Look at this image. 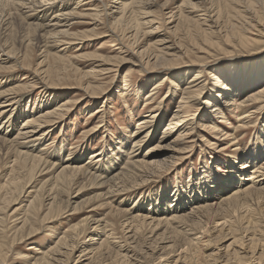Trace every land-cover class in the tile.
I'll list each match as a JSON object with an SVG mask.
<instances>
[{
    "label": "rangeland",
    "instance_id": "1",
    "mask_svg": "<svg viewBox=\"0 0 264 264\" xmlns=\"http://www.w3.org/2000/svg\"><path fill=\"white\" fill-rule=\"evenodd\" d=\"M31 1L32 0H30V2L29 0H0V17H2L0 18V26L8 23V21H12V23H14L12 29L15 31L17 30L15 36H13L15 31H12L11 36L5 37L8 32L3 31V29L0 27V46L1 48L4 47L2 51L0 50V61H11V63H8L7 65H2L7 71H0V93H11V90L21 88L20 92H18L19 94L16 93L18 94L16 97H18L19 101L21 102L15 107H17V109L20 107L19 110L21 115L22 113H25L26 115L30 114L34 117H39L43 113H47V110L49 109H56L58 105V107L61 105L65 106V103L68 101L67 99L72 100L67 102L69 103L68 110L65 109V111H63V113H65L63 115L65 119H59L56 121V124L54 123L50 126L44 125L42 128L37 130L39 132L44 130L38 135L47 132L45 139L42 140V143L39 145V150L49 151L53 147L57 148L60 146L62 147L63 145V147L66 148V152L73 151L75 154H77L75 157L79 158V161L82 157V162L80 163L81 165L95 164L97 175H101L100 172L103 170L109 172L111 171L110 173L112 174L118 172L117 166H109L112 163L111 161L115 162L120 158V160H122L124 163L123 158L119 156L118 152L121 149L127 150V152L131 150L133 135L136 132V129L137 131L141 129V126L138 128V124H140V121L143 120L142 118L145 115L150 114L147 113L149 111L152 112L163 108L160 111L159 116L163 119V121H155L156 138L150 142L144 143V146L138 152V154L140 153V157L145 155L149 146L151 147L152 144L161 139V135L164 131L163 127L167 125V122L169 123L171 121L173 114L177 110V106L183 97V92L177 90L175 86L172 85V79H174V76L179 77L180 73L189 72L191 70H199L197 67L199 65H203L202 67L208 64L212 65L210 70L203 68L202 72L204 74V78H199L201 79L200 81L207 79L211 83L206 86L205 93L207 96L201 99V102L199 103L200 107L194 106L192 108V113L196 114L198 117V115L204 111L202 109L204 108L203 103L205 102V99L210 97L211 93L216 87L215 77H209V72L212 69L218 72L225 69L224 72L227 74L230 71L228 68L235 65L237 68L234 74L236 75L237 70H240L239 72L243 73V71L245 72L246 68H253V66H256V64H250L260 59L261 56L264 55V43L248 49L242 46L235 47L234 43L230 44L229 41L231 39H235V37L238 36L235 34V32L238 33L242 31L245 36H251L253 38L257 37L258 40L261 39L264 42V0H189L188 3H186V6H183L185 4L184 0H140V2L143 3L141 4L142 8L136 7L132 9V6H130V9H132V16L131 19L127 20V22L130 21L131 23L125 22L120 26H115L113 24L114 19L112 12L116 11L117 9L111 11L114 9L112 7L115 6L118 8L120 3L129 4L134 0H118V4H115V1L113 0H84V2L79 6L77 5V2L82 0H62L63 4L61 5L64 6L60 9V5L56 6L57 8L46 18H43V14L41 13L43 8H37L41 6L39 5V2L35 7V5L32 6L33 3L31 4ZM18 2L22 3V7L19 6L20 3L17 4ZM148 2H151V5H146ZM23 3L26 5L24 9ZM189 3L192 6L193 4H197L198 8L192 9L193 7H188ZM229 5L233 6V9H228ZM147 7L148 9H145ZM75 8V11L79 13H76L75 17H70L68 14H70L71 11H74ZM62 9H64V14L67 13L65 15L66 17L62 16L63 13H60L61 15L59 14L58 16V13ZM231 11L236 15H234ZM97 12H101L100 17L96 18L92 16ZM142 12L148 13L147 19H144V22H152L150 23L151 25H140L144 18ZM186 15L187 18H185ZM198 15L200 16L199 18ZM192 18L195 20L199 19L196 25L194 23L190 25L182 23L183 20H191ZM6 19L8 20L6 21ZM5 21L6 23H4ZM1 22L3 24H1ZM201 22L204 28L201 27ZM257 23L259 26H257ZM250 24L252 26L255 24L253 29L251 28ZM30 25H39V27L44 25V27H41L42 31L39 32L40 35H46L47 33H54L58 35L59 33L63 34L64 31H68L70 33L68 37H63L64 35L59 34L60 36L56 35V37H49L50 39L48 40L50 42L48 45L49 49H51L53 52H59L64 61H66L67 65L69 66V68H67L68 70H64V72H66V76L64 75L65 77H61V80L66 79L67 76L70 77L68 83L63 82L64 84L58 85V87H55V89L45 87V85H49L50 82H47V80L46 82H43V76L39 73L41 69L44 68L45 70V67H48V64L49 66L54 65L52 64L53 58L47 60L45 65H41L44 60V56L46 57L47 55L44 52L46 50L44 46L45 43L36 45L37 42L35 39H38L37 33L34 34V28L29 27ZM178 25L179 30L176 29ZM136 28H138L141 32H137ZM214 31L216 33H213ZM256 32L259 34H256ZM85 33L87 34V38L84 40H81L79 37L76 38L77 36H82ZM232 34H234L233 37ZM29 38L30 41H28ZM62 40H64V42ZM65 42L67 44H64ZM162 42H164L165 48L161 46V44H163ZM27 44L29 46H27ZM27 47H30L31 49L29 48V60L25 61L26 58L24 57V54L27 50ZM157 47L166 49L160 52V54L158 53V56L161 57L159 60H157L158 62L156 59H154L157 54L155 51ZM9 49H14L16 53L15 56H17L18 59L17 62L15 59H6L9 58ZM162 55L164 57H162ZM161 60H163L162 63ZM248 60H250V62ZM147 61L154 64L156 62L157 63L155 65L153 64L149 66L146 63ZM14 65H16V69L14 71H8V67ZM63 66L64 65L61 64L59 68H62ZM174 66L177 67H175V69L168 70L171 71L170 73L165 70L173 68ZM106 68H113V70L112 72L99 73L102 69ZM35 74L40 77L39 79L41 80H38V77ZM125 77L127 78L125 79ZM154 77L160 79L162 78L161 82L163 84L159 83V85L154 83L156 82L153 79ZM163 77H165L164 81H162L164 79ZM80 80L82 82L79 83ZM89 81L94 82L92 85L95 87H102L103 85V88L100 89L99 87V90L103 91L104 89L105 94L99 98L98 96L89 93L88 90H86V88L88 89L87 86ZM126 81L128 82L125 83ZM9 95L10 96H8V98H14L15 96L13 94ZM6 99L7 98L2 100V102H4ZM18 99L16 101H18ZM63 101L66 102L63 103ZM261 106H263V109L259 110V112L257 111L256 115L251 116V118L248 120L249 123H246L245 121V123L248 125L239 122V119L237 118L238 114H235L237 111H234L232 108L225 107L223 109L224 118L221 119L218 118V116H212L214 122L216 121V124H218L216 131H210L209 129L207 130L204 128V130L206 129L205 131L207 133L204 132L203 134L209 136L208 138L210 139L206 137L203 139V143H198L197 146L194 142H191V139L186 140L185 143L189 141L191 142L186 144V146H194L190 153L180 155L182 160L177 158L173 161V164L171 163L168 167L162 169L160 172L156 171L145 175V179L140 177L134 179L128 178L124 185H126L128 188L127 190L129 191L116 195L110 198L111 200L108 199V201L113 202V207L124 211L141 206V208L138 210V212H140L139 214H144L141 216H145L147 220H149L152 219L151 217H153V213H156L155 209L157 208L158 204L160 202L165 203V201L170 202L171 200L167 199H171L170 197H172V194H174L176 191H179L177 189H182L183 192L187 191L189 193L190 191L194 190V187L196 186L197 189H200L201 191L204 190L202 193L206 194L207 188L204 187L205 185L203 182L199 181L204 176V171L208 170L211 172L215 169V165L213 166V164L227 161L229 162H227L229 167H231L232 158L230 157L238 156L240 154V156L243 155L239 152V148L244 150L243 153H249V151L257 146L255 145L257 144V141L262 142L264 147V103ZM98 107L101 108V110H99L100 113L94 112L96 114L91 116V111ZM16 111L17 110L15 109V113ZM201 119H203V117ZM22 121L23 119L17 122L14 129L15 133L12 135V138L16 136L17 132L22 130V127L23 129L24 127H30L24 126L26 125V122L22 123ZM157 123L158 126H156ZM12 128L13 127L9 129L10 132L12 131ZM97 128H99V130ZM238 129L240 131H237V134H234L237 137L240 146L238 150H235V146L233 145L234 142L227 146L228 141L224 140L226 138L224 135L227 132H229L228 134L232 135V131ZM97 130L99 131L98 133L96 132ZM23 132L25 133L26 131L24 130ZM142 137L143 135H141L139 139ZM37 138L38 137L35 136L32 139ZM32 139H28L26 142ZM168 139H170V142L173 141L172 137H169ZM257 147V150H260V147ZM124 152L125 151H123V153ZM99 153H101V155ZM115 154L118 155L116 156ZM125 154L126 153H124V155ZM96 155H99V157L95 158ZM93 156L95 157L91 161L90 158ZM167 157L168 155L164 154V158ZM263 159L261 161H263ZM104 160L107 162L105 163ZM258 163L260 164V161ZM12 165L13 164L11 163L10 158L8 159L7 157L6 159L3 157V155H0V188L8 180L7 175L10 174ZM232 168L233 167H231V169ZM99 170L101 171L99 172ZM48 178L49 176L40 178L32 185L31 189H28V193L34 191L33 187L41 182L46 181ZM198 184H200L199 186L201 188L198 186ZM232 189H235V185L229 187V191H231V193L234 192ZM229 191H227V193ZM179 192L181 193V191ZM105 193V188L88 183L79 198H74L78 193L73 194L71 208L67 211V214L63 215L59 219H55L51 223L44 224V226L41 227V230L29 240L18 242L15 245L16 248L14 251L8 253V256L5 259L0 257V264H33L35 259L40 258L46 251L48 252L49 249L54 248L60 238L66 234H69L73 225L79 223L84 218L91 216L93 217V221H99L101 219L105 220L106 216L107 219L111 221L110 224L113 225L114 229V238H117L119 241L121 240V243H118V246L116 247V251H118V249L122 246V250L124 251L125 244L126 248H131L130 242L126 241L127 237L130 236L131 231L130 229H127L125 224L122 223L123 219L110 214L107 215V213H109V208L100 206L104 203V197L100 198L98 196H101ZM224 194L225 193H221L217 194V196H214L215 198L213 199L215 200L213 202L210 198V201H206L207 199L205 200V195L204 202L202 203V199L199 201V203H215L217 202L216 199L220 198L219 195ZM199 196L200 195L198 194V197ZM263 201L262 203L252 202L255 205L251 204L252 207H250L252 209L255 208L254 211H256V213L254 214L257 215V217L255 216L254 219L256 221H261L262 227H264ZM194 203L195 202H190L187 204L186 209H191V205H194ZM21 206L23 205L18 204L17 206H14V209L21 208ZM76 206H80L81 210L75 212L74 208ZM164 208H166V206H163V209ZM14 209L10 211V214ZM248 209L249 208H245L242 209V211L237 212L238 214L233 212L230 213V215H227L226 212H220L219 214L213 215L212 217L203 219L201 221L202 225H199V229H197L198 237L202 239L201 241L203 243L201 244L202 248L200 250H198V247L194 245V247L190 248L189 253L187 251L182 253V249L187 247L185 246L184 248V245L188 242V237L180 234V237H173L177 244L179 243L178 246H180V248L182 247L181 251L176 252V254L174 253L175 255L171 254L165 256L167 255L163 253L165 251H157V248L162 246L157 240L158 235L161 232L154 233V231L151 229L152 227L150 226L149 229L148 227H144L139 229L140 231L138 230V241L135 246H139L134 248V252L130 254L132 259L126 258L125 261L123 257L117 256L116 253H113L111 254L112 256L110 255V258L112 259L110 260L109 258L108 262L105 264H234L232 261H235L234 252L236 250L241 252H238L240 255L244 256L246 254L248 258L252 259V254L247 253L249 250H251V243L249 241L250 237L246 238L248 235H246L244 230H246L245 228L247 224L248 226L251 224L249 227L251 230H255L256 224H254L255 221L251 219V213L248 214L249 216L245 213ZM250 210L251 209H249V211ZM161 213L163 214L162 210ZM225 219L226 221L232 223L230 225H232L233 228H239L240 231H242L243 237L246 241L244 238L243 240H237L234 246L229 247L230 244L233 243L234 236L237 235V238H239L241 236V232L240 234L236 233L234 236L230 235L229 233V235H227L228 238L226 237L224 239L218 237H224V234H227L228 230L230 229L229 223L225 224ZM198 223H200V221ZM184 224L178 227L179 231L181 230L186 232L185 229H187V232H189V226L192 227V225H189V222H185ZM15 225H17L15 219L9 222L7 234L8 237H11L13 234L14 230L11 229ZM252 225L253 227H251ZM244 235H246V237ZM262 239L264 240L263 234ZM89 240L90 239L88 237L80 241L77 240L74 245V250L73 248H67V250L66 248L62 249V253L68 251L67 253L70 254L71 252V260L69 261V264H80L77 259L80 255V252L83 250V248H85V245ZM49 246H51V248H49ZM132 246L134 247L133 244ZM59 255L60 253L55 254L54 258H57ZM65 255L63 257H59V259L61 258V263L57 261L56 264H62V262L65 264L64 259L69 258V256L65 257ZM86 259H88V257L83 258L81 263L87 261ZM128 260L129 263H127ZM253 263L256 262L254 261Z\"/></svg>",
    "mask_w": 264,
    "mask_h": 264
},
{
    "label": "bare ground",
    "instance_id": "2",
    "mask_svg": "<svg viewBox=\"0 0 264 264\" xmlns=\"http://www.w3.org/2000/svg\"><path fill=\"white\" fill-rule=\"evenodd\" d=\"M32 1H34V2H32ZM32 1H31V4L33 3L32 6L35 5V7H36V4H38V2H39V5H41V6H39L37 8L38 9L43 8L41 11V13L43 14V18H46L50 13H52L57 8L56 6L60 5L59 9L64 6V5H61V4H63L62 0H32ZM113 1H115V4H118L117 3L118 0H113ZM141 1H143V0H141ZM188 1L189 0H184L185 4L183 6H186V3H188ZM229 1H232V0H229ZM29 2H30V0H29ZM49 2H51V3H49ZM83 2H84V0L78 1L77 5L78 6L81 5ZM150 3L151 2H148L146 5H151ZM190 3H191V1H190ZM190 3L188 4V7H191V8L193 7L192 9L198 8L197 4L192 3L193 4V6H192ZM17 4H19V6L22 7L21 2H18ZM17 4H15V5L18 6ZM141 4H143V3L140 2V0H134L129 4H126V3L121 4L120 3L118 8H116L115 6L112 7L114 9H112L111 11L117 9L116 11L112 12L113 19H114L113 24L115 26H117V25L120 26L121 24L127 22L128 19H131L132 9H134L136 7H141ZM23 6H24L23 9H24L26 7V5H24V3H23ZM130 6H132V9H130ZM20 9H22V8H20ZM145 9H148V7ZM228 9H230V10L233 9V6L229 5ZM63 10L64 9L61 10L62 12L59 10L60 12L58 13V16L60 13H63ZM75 10H76V8L74 9V11H71V13L68 15L70 17H75L76 13H79ZM139 10H140V8H139ZM231 12H230V14H231ZM66 14L63 13L62 16H65ZM142 14H143L144 18H143V22H141L140 25H148V24L152 23V22H150V23L144 22V19H147L148 13L142 12ZM234 15H236V14H234ZM239 15H241V14H239ZM260 15H262V14H260ZM92 16L98 18L101 16V12H97L95 15H92ZM28 17H29V15H28ZM199 17L200 16L198 15V18ZM231 17H233V16H231ZM246 17H244V18L247 19ZM0 18H2V17H0ZM8 18H11V17H8ZM56 18H57V15H56ZM185 18H187V15ZM24 19H25V17H24ZM7 20L8 19H6V21ZM194 20L195 19H193V18L191 20L185 19V20H183L182 23L183 24L186 23L189 25L194 23L196 25V23L198 22L199 19L195 20V21ZM6 21L4 23H6ZM260 21H261V19H260ZM2 22H1V24H3ZM128 22H130V21H128ZM202 22H204V21H202ZM202 22H201V24L199 23L201 25V27H203ZM258 23H257V26H259ZM13 24L14 23H12V21H8V23L0 26L3 29V31L8 32V34L6 33L7 35H5V37L11 36L12 31H15L14 29H12ZM250 26L253 29V26L251 24H250ZM29 27L34 28V31H33L34 34L37 33L38 39H35L37 42L36 45L45 43L44 46H45L46 50L44 52L47 55H46V57L44 56V60L41 63V65H45L47 63V60H49L50 58H53L52 64H54V65L49 66V64H48L47 65L48 67H45L46 68L45 70H44V68L41 69L40 73H39L40 75L42 74V76H43V80H44L43 82H46V80H47V82H50L49 85H47V86L45 85V87H47V88L50 87V88L55 89V87L57 88L58 85L64 84L63 82L68 83V81L70 80L69 79L70 77L67 76L66 79H64V80H61V77L66 76V72H64V70H68L67 68H69V66L67 65L66 61H64L63 57L61 56V54L59 52L51 51V49H49V46H48L50 44V42L48 40L52 37H56L57 34L53 33L54 34L53 35L52 33H49V34L47 33L46 35H44V34L40 35L39 32L42 31L41 27H44V25L41 27H39V25L38 26L30 25ZM123 27H125V26H123ZM178 27H179V25L176 27V29H178ZM185 27H186V25H185ZM243 27H244V25H243ZM191 28H193V27H191ZM30 29H32V28H30ZM263 29H264V27H263ZM32 30H31V33H32ZM202 30H204V29H202ZM16 31L14 32L13 36H15ZM132 31H134V30H132ZM136 31L139 33L141 32L138 28H136ZM215 31L213 33H216ZM197 32H198V30H197ZM28 33H27V35H28ZM64 33L63 34L59 33V34L64 35L63 37H68V35L70 34L68 31H64ZM201 33H203V32H201ZM235 34L238 36L237 37L234 36L235 39L229 40L230 44L234 43L235 47L242 46V47H246L249 49L253 46L261 45L264 43L263 40H261V39L258 40L257 37L253 38L251 36H245L242 31H240L238 33L235 32ZM256 34H259V33L256 32ZM233 35L234 34H232V37H233ZM227 36H226V38H227ZM78 37L81 40H84L85 38H87V34L85 33L82 36H77L76 38H78ZM203 37H204V35H203ZM13 38H15V37H13ZM28 41H30V38ZM62 41L64 42V40H62ZM57 42H59V41H57ZM162 43L163 44H161V46L165 48L164 42H162ZM209 43H210V41H209ZM64 44H67V43L65 42ZM27 46H29V45L27 44ZM162 47H160V48L157 47L155 49L157 54H156V57L154 59H156V61L161 58L160 56H158V53L160 54V52L166 50ZM3 48H1V46H0L1 51ZM29 48L30 47H27V50L24 54V57L26 58L25 61L29 60V56H30ZM53 48H55V47H53ZM168 51H166V52H168ZM9 53L12 55L9 54V56H8L9 58H6V59L7 60L8 59H15V61L17 62L18 59H17V56H15L16 53H15L14 49L13 50L9 49ZM165 54H167V53H165ZM162 57H164V56L162 55ZM21 58H20V60H21ZM163 60H161V63ZM25 61L23 60L24 63H25ZM248 61L250 62V60H248ZM8 63H11V61L10 60L9 61L1 60L0 61V71H7L4 68V66H2V65H7ZM146 63L149 66L154 64V63H150L148 61ZM59 64L60 65L62 64L64 66L62 68H59L60 67ZM252 64H256L257 67L253 66V68H246L245 72L243 71V73L239 72L240 70H237L236 75L234 74L236 72V68H237L235 65L230 66V68H228L230 71L227 74H226V72H224L225 69H223L220 72L212 69L209 72L210 73L209 77L210 78L215 77L216 87H215V90L211 93L210 97H207L205 99V102L203 103L204 108L203 109L201 108L204 111H202V113L200 115H198V117L196 116V114L192 113V108L194 106L200 107L199 103L201 102V99L203 97L205 98V96H207L205 93L206 86L211 83L207 79L200 81L201 79H199V78L200 77L204 78V74L202 72L203 68L210 70L212 65L208 64V65H205L204 67H202L203 65H199V66H197L199 68V70H191L189 72L180 73L179 77L174 76V79L171 78L172 79V85H174L177 90H180L183 92V97H182V100L180 99L181 101L177 106V110L173 114V118L171 119V121L169 123L167 122V125L165 127H163L164 131L161 135V139L156 141V143L152 144L151 147L149 146V148L147 149L148 151L145 153V155H143V157H140V153L138 154V152L140 151V149H142V147L144 146V143L150 142L156 138V128H155L156 122L155 121H157V122L159 120H161V122L163 121V119L159 117L160 111L163 108H160L159 110L152 111V112L149 111L147 113H150V114L145 115L142 118L143 120L140 121V124H138V128H139V126H141V129L139 131H137V129H136V132L133 135V139H132L133 142L131 143L132 144L131 150L129 152H127V150H123L120 148L121 150L118 152L119 156H121V158H123L124 163L122 162V160H120L119 157H118L119 160L115 161L116 163L111 161L113 164L111 163L109 166H111V165L117 166V171H118V172L113 173V174L110 173L111 171L110 172L106 171V170L101 171L102 170L101 169V170H99V172L101 171L100 172L101 175H97V169L95 167V164H91L93 162L90 163L91 165H86V164L81 165L80 163L82 162L81 161L82 157L80 158V161H79L78 160L79 158L75 157V155H77V154H75L73 151L72 152L71 151L66 152V148L63 147V145H62V147L61 146L57 147V148L53 147L54 149L52 148L53 149V150L51 149L52 151L51 150H49V151L48 150H39V145H40V143H42V140L45 139L47 132H44L41 135H38L40 132H42L44 130H42L40 132L37 130L39 128H42L44 125L50 126L51 124H54V123L56 124V121L59 119L60 120L65 119V117H63V115L65 113H63V111H65V109L68 110L69 103H67V102H70L72 100L67 99L68 100V101L66 100L67 102L63 101V103L66 102L65 106L63 105L64 107L62 105L60 107H58L59 105L57 104L58 106L56 109H49V110H47L48 111L47 113H45V114L43 113L39 117H36V116L34 117L33 115H30V114L26 115L25 113L24 114L22 113V115H21L20 114L21 112L19 110L20 107H18V109H17V107H15L17 104H19L21 102V101H19L18 97H16L19 94L18 92H20L21 88L11 90L10 91L11 93L8 92L5 94L4 93L2 94V92H1L0 93V155H3V157H5L6 159H7V157H8V159L10 158L11 163L13 165L11 167L10 174L7 175L8 180L0 188V257L1 258L3 257L5 259L8 256V253H11L14 251V249L16 248L15 245L18 242L29 240L30 238L35 236L38 233V231L41 230V227H43L44 224L51 223L55 219H59L63 215L67 214V211L71 208V201H72L73 194L78 193L74 198H79V196H81V194L83 193V190L86 188L87 184L90 183L91 185L99 186L101 188L106 189L105 194L98 196L100 198L104 197V203L100 206L109 208V213H107V215L110 214L112 216L123 219L122 223L125 224L127 229H130V231H131L130 236L127 237V240H126L127 242H130L131 248H126L125 247L126 244H125L124 245V251L122 250V248H123L122 245H121L122 247H120L118 249V251H116L117 250L116 247L118 246V243H121L120 242L121 240L119 241V240H117V238H114V235H113L114 229H113V225L110 224L111 221H109L107 219V216L105 217V220L101 219L99 221H93L92 220L93 217L91 216V217H86L82 221H80L79 223H76L75 225H73L70 229L71 232H69V234H66L65 236L60 238L59 241L57 242V245L54 248L49 249L50 251L48 250V252L46 251L44 253V255L41 256L40 258L35 259L33 264H56L57 261L61 263V258L59 259V257H63L65 254H67V255H65V257L69 256V258L64 259L65 264L66 263L69 264V261L71 260V256H70L71 252H70V254L67 253L68 251L62 253V249L66 248V250H67V248L68 249L73 248V250H74V245L77 242V240L80 241L86 237H88L90 240L87 241L88 243H86L85 248H83V250L80 252V255L77 259V261H79L80 264H105L106 262H108L109 258L112 256L111 254H113V253H116L117 256L123 257L124 260L126 261V258L132 259V256H130V254H132V252H134V248L139 246V245L135 246L137 241H138L137 232L140 231L139 229L144 228V227H148V229H149L150 226L152 227L151 229L154 231V233L155 232L156 233L161 232L158 235V239L157 238L156 239L160 242V243L159 242L158 243L161 244L162 246L159 248L156 247L157 251H160V252H161V250L165 251V252H163L164 254H167L165 256H168V255H171L174 253L176 254V252L181 251L182 247L180 248V246H178L179 243L177 244L174 237L182 234V235H185V237H188L187 238L188 242L185 245L183 244L184 248H185V246H187L188 248L186 247L185 249H182V253H185L186 251L189 253L190 248L194 247V245L198 247V250H200L202 248V245H201V244H203L201 241L202 239L198 237L197 229H199L198 228L199 225H202L201 221L203 219H206L208 217H212L213 215L219 214L220 212H226L227 215H230V213H233V212L236 214L237 212H240V211H242V209H245V208L251 209L250 211L248 209L245 213L247 215L249 213H251V215H252L251 219L254 220L255 221L254 224H256L255 230H251V228L249 227L251 224H249V226L247 224L246 228L243 227L246 229V230H244L246 232V235H248L247 237H246V235H244V236L246 238L250 237L249 241L251 243V246H250L251 250H249L247 253L252 254V259H254V260L248 258V256L246 254H245L246 256L240 255L239 253H241V252L236 250L234 252L235 253V259L234 260L235 261H232V262H234V264H264V240L262 239V234L264 235V229H263L264 227L261 226L262 225L261 221H258V220L256 221L254 219L255 216L257 217V215L254 214V213H256V211H254L255 210L254 206H253L254 209L250 208V207H252L251 206V204H253L252 202L262 203V201L264 199L263 198V196H264V165H263L264 164V159H263L264 158V147L262 145V142L257 141V144H255V145L259 146L260 150H257L258 147L256 146L254 149L249 151V153L248 152L243 153L244 150L239 148V146H240L239 141L237 140V137L234 134V133L237 134V131L238 132L240 131L239 129L232 131L233 132L232 135L228 134L229 132H227L224 135L226 137L224 140L228 141L227 146H229L231 143L234 142L233 145L235 146V150H238V148H239L240 149L239 152L242 153L243 155L240 156L241 154L240 155L237 154L238 156H234V157L231 156L230 157V158H232V165L230 164L231 167H233L232 169H231V167H229V164H228L229 162L227 161L228 163L222 162V163L213 164V166L215 165V169L212 170L213 173H212V171L210 172L208 170L203 172L204 176L199 181L203 182V184L205 185L204 187L207 188L206 194H203L202 192L204 190L201 191L200 189H197L196 186L194 187V190L190 191L189 193L187 191L183 192L182 189H177V190L181 191V193L179 191H176L174 194H172V197H170L171 199H167V200H171L170 202H166V201H165V203L160 202L158 204L157 208L155 209L156 213L154 212L152 215L153 217H151L152 219H149V220H147V218L145 216H141L144 214H141V215L139 214L140 212H138V210L141 208V206L138 208L132 207L133 209H127L124 211V210H121L119 208L113 207L112 206L113 202L108 201V199H110L116 195L123 194V193H126L129 191V190H127L128 188L126 187V185H124L125 181H127L128 178L129 179H134V178H138V177L144 178L145 175L150 174L152 172H156V171L160 172L162 169L168 167L171 163L173 164L174 163L173 161L176 160L177 158L182 160L180 155L190 153L193 150L192 148L194 145L191 144L192 146H186V144L194 142L197 146L198 143H203V139H205L206 137L207 138L209 137V136L203 134L204 132L207 133L205 131L206 129L207 130L209 129L210 131H216L218 124H216V121L214 122V119L212 116L215 115V116H218V118H221V119L224 118L223 109L225 107H229V108L234 109V111H237V112H235V114H238L237 118L239 119L240 123L244 124L245 121H246V123H249L248 120L251 118V116L256 115L257 111L259 112V110L263 109V106H261V105H263V103H264V55L261 56L260 59L251 63L250 65H252ZM158 65H160V64H158ZM175 67H177V66H174L173 68H169V69H165V70L168 71L171 69H175ZM8 68H9L8 71H14L16 69V65L8 67ZM112 70H113V68H106V69H102L99 73L112 72ZM168 72L170 73L171 71H168ZM177 75H178V73H177ZM155 77H157V76H155ZM155 77L153 78L156 81L154 83H156V84L162 83L161 82L162 78L160 79V78H155ZM39 78L40 77H38V80H41ZM126 78L127 77H125V79ZM163 78L164 79L162 81L165 80V77H163ZM80 82H82V81L80 80L79 83ZM127 82L128 81H126L125 83H127ZM92 84H94V82H91V81L88 82V86H87L88 89L86 88V90H88L89 93H91L92 95H96L99 98L101 96H103V94H105L104 89H103V91H101V90H99L100 86L95 87ZM102 88H103V85H102V87H100V89H102ZM16 93H18V94H16ZM9 94L15 95L14 98H8V96H10ZM3 96H5V97H3ZM5 98H7V99L4 102H2V100H4ZM17 99H18V101H16ZM150 100H152V99H150ZM70 107H72V106H70ZM15 109L17 110L16 113H15ZM70 109H72V108H70ZM99 110H101L100 107L92 110L91 116H94L96 113H100ZM94 112H96V113H94ZM12 114H14V115H12ZM32 116H33V119H32ZM202 117H203V119H201ZM21 119H23L22 123L26 122V125H24V126H26V127L30 126V127L29 128L24 127V129L22 127V130L23 131L25 130L26 132L24 133L21 130V131L17 132L15 137L12 138V135H14V133H15L14 129L16 127V124ZM29 119H31V120H29ZM246 125H248V124H246ZM156 126H158V123ZM241 126H239V127H241ZM11 127H13V128H12V131L10 132L9 129ZM204 128H206V129L204 130ZM234 128H237V127H234ZM97 129L99 130V128H97ZM98 130L96 131L97 133L99 132ZM222 132H223V130H222ZM263 132H264V129H263ZM94 133H95V131H94ZM141 135H143V137L139 139V137ZM35 136H37L38 138L32 139ZM169 137H172L173 141L170 142V139H168ZM28 139H32V140H29L28 142H26V140H28ZM190 139H191V142L189 141V142L185 143L186 140H190ZM208 139H210V138H208ZM22 141H25V142H22ZM206 141H208V140H206ZM261 141H262V139H261ZM121 145H122V143H121ZM202 150H204V149H202ZM123 151H125L124 152V153H126L125 155H124ZM99 154L101 155V153H99ZM164 154H167L168 157L164 158ZM246 154H247V156H246ZM115 155L117 156L118 154H115ZM169 155H171V156H169ZM94 157L95 156L90 158L91 161ZM97 157H99V155L98 156L96 155L95 158H97ZM262 159H263V161H261ZM106 160H104L105 163L107 162ZM259 161H260V164H262V165H260L258 163ZM8 164H10V163H8ZM102 165H104V164H102ZM44 176H49V178L46 181L41 182L38 185H36L35 187H33L34 191L28 193V189H31L32 185ZM144 179H142V180H144ZM199 185L200 184H198V186ZM234 185H235V189H232V191H234V192L231 193V191H229V187L234 186ZM188 190H189V188H188ZM227 191H229V192L227 193ZM221 193H225V194L219 195L220 198L216 199L217 202L211 203V204H202L204 202V196L205 195H206L205 200L207 199L206 201H210L209 200V198H210L211 201L213 202L215 200V199H213V198H215L214 196H217V194H221ZM198 194L200 195L199 197H198ZM26 195H27V197H26ZM202 199H203L202 203H199V201H201ZM24 200H27V201H24ZM190 202H195V203H194V205L193 204L191 205V209L190 208L186 209V205L189 204ZM208 203H210V202H208ZM18 204L23 205V206H21V208L14 209V206H17ZM253 205H255V204H253ZM163 206H166V208H164L165 210L163 209ZM12 209H14V210L10 214V211ZM80 210H81L80 206H76L74 208L75 212H78ZM161 210H162L163 214L161 213ZM160 213H161V215H160ZM258 215H260V214H258ZM13 219H15V222L17 223V225H15L11 229V230H14L13 234L11 235V237H8V235H7L8 234V224ZM190 220H193V221H190ZM252 220H251V223H252ZM199 221H200V223H198ZM225 221H226V219H225ZM185 222H187V223L189 222V225L191 224L192 227L187 224L190 227L189 232H187V229H185L186 232L181 231V230H180L181 231L180 232L178 227L181 226L182 224H184ZM228 223H229V228H230L228 230V233L224 234V237H222V236H218V237H220L221 239L222 238L224 239L227 237V235H229V233H230V235L234 236L236 233L240 234V232H241V236L239 238H237V235L234 236L233 243H231L229 246V247H232L235 245L237 240H243L244 237H243L242 231H240L239 228L235 229V228H233L232 225H230V224H232L231 222H229V221L225 222V224H228ZM175 225H177V226H175ZM253 225L251 227H253ZM186 226H184V227H186ZM205 229H207V228H205ZM262 229H263V231H262ZM182 232H184V233H182ZM8 238H9V240H8ZM244 240H245V238H244ZM117 241H119V242H117ZM132 244L134 245V247L132 246ZM49 248H51V246H49ZM195 250H197V249H195ZM192 251H194V250H192ZM57 253H60V255L57 258L56 257L54 258V255ZM86 257H88V259H86L87 261L81 263V260L83 258H86ZM181 257H182V255H181ZM179 258H180V256H179ZM111 259L112 258H110V260ZM187 260H188V258H187ZM125 261H123V262H125ZM252 261L253 262L255 261L256 263H253ZM127 263H129V260ZM62 264H64V262H62Z\"/></svg>",
    "mask_w": 264,
    "mask_h": 264
}]
</instances>
